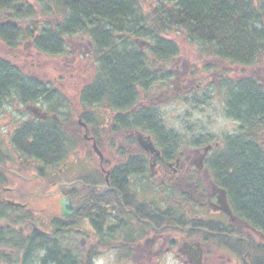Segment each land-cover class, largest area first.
<instances>
[{
  "label": "trees",
  "instance_id": "1",
  "mask_svg": "<svg viewBox=\"0 0 264 264\" xmlns=\"http://www.w3.org/2000/svg\"><path fill=\"white\" fill-rule=\"evenodd\" d=\"M35 1L42 5L43 14L55 16L54 23L46 20L38 31H34L29 24L24 29L19 25L0 24V112L14 98H19L21 103L41 101L51 108L57 103L67 106L72 102L80 109L73 107L71 110L69 107L71 111L59 110L57 120L47 117L23 122L10 137L12 147L24 159L59 166L71 149L69 144L75 140V136H69L65 124L70 122V117H77L88 124L86 133L92 135L103 149L102 137L91 132L94 129L93 111L88 109L105 102L110 114V131L117 134L116 137L126 139L125 144H116L110 138L109 145H117V153L121 157L132 153L135 155L132 154L133 161L129 158L111 169V185L119 189L123 198L118 200L111 189L101 190L93 185L92 188H84L78 182L76 187L80 188L83 196L78 202L74 219L63 222L60 220L64 219L60 217V220L53 221L57 229L52 234L37 235L35 239L20 238L19 244L24 247L26 264H91L92 260L88 257L82 263L80 250L60 242L58 235L77 225L83 217L89 218L91 225L96 227L110 219L109 209L115 208L117 213L123 211L120 200L124 201L125 206L136 209L138 201L144 202V196L136 191L129 179L131 175L144 172L145 166L141 162L143 153L136 148L135 139L128 133L134 129L146 130L154 134L160 144H165L166 150L173 149V141L177 139V152L179 143L185 142L184 134H173L165 127L156 106H138L142 94H148L155 84L167 82L174 75L171 65L180 49L166 34L182 32L188 42L197 48L198 56H213L242 66L255 65L264 60V0ZM18 2L24 5L18 7ZM5 11L13 12L15 16L31 15L33 5L26 0H0V15H4ZM7 14L4 18H9ZM81 33H86L89 38L90 56L97 66L93 79L89 83L74 85L75 95L69 98L55 90L51 84L55 79L46 72L40 73L41 78L33 77L31 70L20 68L14 61L13 55L21 53L17 49L18 41L23 37L30 38L32 46L43 54L59 56L66 51L64 38ZM23 57L27 58L26 55ZM59 67V73L66 76L71 74L70 69L64 70L62 65ZM221 83L226 89L224 112L238 126L234 132L223 134L221 143L216 142L217 146L215 143L208 151V154L214 149L217 152L207 157V168L212 172L216 184L227 191L233 213L264 235V83L254 76L224 79ZM60 89L66 92L64 85ZM205 95L200 98L202 103H205ZM196 138L191 145L212 141L207 137ZM132 149L134 152H128ZM15 165H19L18 170L23 171L22 166L8 153L5 140L0 137V185H12L16 176L8 169H15ZM81 166L85 170L80 172L79 178L86 180V176H92L91 171L86 164ZM35 169L38 174L45 175L41 167L36 166ZM124 177V182H117V179ZM34 180L35 183L20 181L15 185L16 191L7 193L8 197L21 200L29 194L33 195L38 182L37 178ZM131 188L135 189L132 195L136 198L126 199L125 193ZM111 204L114 207H110ZM12 211L25 213L22 208L7 206L0 201V220L8 218ZM26 217L32 218V215L26 212L22 219ZM117 217L119 219L120 214ZM16 220L20 222V219ZM113 223H107L108 234L113 231ZM193 224L207 227L204 221ZM119 226L118 222L117 228ZM234 232L240 233L237 230ZM5 233L4 228H0V243L8 242ZM240 234L250 239L247 254L250 263L264 264V244L259 250L257 242L248 232ZM225 240L234 251L244 252L243 242ZM230 242L239 244V248H233ZM109 245L102 241L103 247ZM0 256L2 259L7 257L2 251Z\"/></svg>",
  "mask_w": 264,
  "mask_h": 264
},
{
  "label": "flooded vegetation",
  "instance_id": "2",
  "mask_svg": "<svg viewBox=\"0 0 264 264\" xmlns=\"http://www.w3.org/2000/svg\"><path fill=\"white\" fill-rule=\"evenodd\" d=\"M47 117L55 118L57 120L60 116L47 112ZM93 120L95 121V118H93ZM69 124H73V122ZM77 126L82 129H79ZM72 127V129H69V127L65 125V129H67L68 134L73 136L77 135L79 137V142L86 144V147L87 145L92 147L93 141L96 142L92 135H88L86 133L89 128L88 124L82 122L81 119L80 122L77 121V123H74ZM136 131H139L142 139L147 142H149L148 137H150L154 145V150L152 152L145 151L136 144L137 149L141 150L143 153V159L141 162L144 164L145 169L143 170V173H136L134 176H148L147 178L150 180L151 185H157V188L155 189L158 194L157 199L155 198L157 201L153 200L151 204L150 201L152 200H149L148 197L144 196L142 199L144 202L138 201L136 209L133 206H125L124 201L120 200L119 204L122 206L123 211L117 213L115 208L109 209V211H111L110 219H106L104 222L97 224L96 227L91 225L89 218H83L77 225L70 227V230L68 231L74 229L75 232L79 234L83 232L80 227L82 224H86L88 228L91 229L89 235L83 234L81 236L82 240L79 242L78 250H80V260L82 263L86 257L93 260L95 252L100 251L103 247L102 241L108 242L111 245L110 237L114 238L117 236H120V238H115L114 241H112L115 242L116 247L126 244L127 250L130 252L133 249H143L145 255L140 252L142 255L141 258L147 264H160V256L163 255V258L167 254H173L177 251V242L180 241L182 242L180 247H178V251L182 252L184 263L190 262L191 264H195L199 259L198 254L200 252V262L202 264L203 261L208 259L207 253L209 250L222 251V253H217L216 257L221 259L223 264H227L232 260V254L236 255L239 253L227 246L226 242H218L216 237L229 238L232 234L244 237L248 241V243L241 239L236 241L240 242V244L241 242L244 243V252L240 254V261L245 263L246 260L248 261L249 259L246 256L245 260L243 256L245 254L246 246H248V248L250 247V239L247 236L240 234L243 231L248 232L253 237L260 250L261 245L264 243V235L261 231L251 229L243 220L234 215L231 207L229 208L231 209L233 221L227 213L218 209L217 188L219 185L216 184L213 179L212 172L207 168L206 161L208 159V152L205 155H202V151L199 149L200 147H193L190 148L193 149L192 153L185 155V157H181V155H177V139L173 141L174 148L166 150V147L164 146L165 144H160L154 134L147 132L146 130L134 129L128 134H131V136L135 139L134 134ZM13 132L14 130L12 129L11 132L7 134L8 141L6 143L10 156L14 158L15 161L19 162L23 171L20 172L18 170L19 165H15V169L9 168L8 170L10 172H13L11 170H14L15 176L17 175L19 177L21 175L22 177L20 176L19 178H22L26 183H35V178L38 179V182H36L37 190L33 192V195L29 194V198L24 201L25 206L22 207V209H24L25 213L21 211H12L11 215L8 216L9 222L2 224L0 220V228H4L6 232V241L12 243V240H15V243L19 244L20 238L35 239L37 234L32 235V225H36L47 231L49 234H52L54 230L57 229V227L53 225V221L60 220V217L64 219L60 220L63 222L74 219L78 202L83 196L80 188L76 187L78 182L83 184L84 188H88L93 185L101 190L111 189L115 191L118 200L119 198L124 197L119 189L111 185V169L120 162L128 160L129 158L133 161L134 157L132 154L122 157L119 163L109 167L105 155L103 159L105 160V165L103 164V160L98 157V166L93 164L92 168H89V171L92 172H90V175L92 176H86V180L78 178L73 180L75 182L74 184H71V181L68 180L70 174L69 164L71 161H77L76 156H78L80 160L88 161L89 159L86 158L89 155V151L86 147L80 149L78 154H76L77 149H74L70 153L69 158L68 155H66L59 166L54 167L43 164V162L36 161L34 159L22 158L10 143V137ZM92 132L95 133V136H100V134L97 133V129H92ZM175 134H177V131ZM99 140H101V138ZM215 146H217V144ZM210 150L211 149H209V151ZM155 151H158L159 155H156ZM34 166L42 167L46 175H40L29 169ZM106 173H108L107 179ZM116 178L118 177L116 176ZM125 179V177L124 179H117V182H124ZM135 188L139 194L144 193L145 191V188L143 191L137 190L139 188L136 186ZM42 189H44L43 192L39 194V191ZM13 190L16 191L15 188H10L9 190L0 189V200L2 201L9 198L7 193H11ZM133 190L135 189L131 188V190H128V192L125 193L126 199L135 197L132 195L134 192ZM35 195L44 199L43 207H33L31 199L32 197H35ZM65 205H68L69 207L64 209ZM72 206H74V210H72L71 213H68V209ZM183 206L184 208H182ZM110 207H114V205L111 204ZM26 212L27 214L32 215V218L26 217L25 219H22ZM140 213L143 214V216ZM66 214H69L68 217H65ZM119 214L120 218L118 219L117 216ZM220 215L224 218V220L219 217ZM42 216L47 217L46 221H35L36 217L40 219ZM16 219H20V222L17 223ZM111 220L114 221V228L111 234H108L107 232L109 226L107 223L112 222ZM177 220H179L178 222L180 223H177ZM198 221L207 222V227L193 224ZM118 222L120 228H117ZM15 225H17V227H15ZM13 228L17 229L15 230ZM12 230H14L17 234L14 238L11 235ZM235 230L240 233L234 232ZM134 234L135 236L138 235L136 236L137 240H133ZM210 237L215 238L212 239ZM124 238L126 241H124ZM117 241H120V244L116 243ZM229 244L233 248L235 247V249L240 246L239 244L234 245L232 242ZM115 246L113 245L112 247ZM2 252H4V250ZM196 252H198V254H196ZM136 253L137 252H131L133 259L136 258ZM225 258H227L226 262L224 261Z\"/></svg>",
  "mask_w": 264,
  "mask_h": 264
},
{
  "label": "rangeland",
  "instance_id": "3",
  "mask_svg": "<svg viewBox=\"0 0 264 264\" xmlns=\"http://www.w3.org/2000/svg\"><path fill=\"white\" fill-rule=\"evenodd\" d=\"M26 2L33 5V12L31 15L15 16L13 12L11 13L13 14L12 18L18 21L21 29H24L30 21L38 22L39 26H42L46 20L54 23L55 16L43 14L41 10L42 5L39 3L37 4L35 0H26ZM7 12L8 11H5L4 15L1 14L0 19L4 20ZM166 36L173 39L180 49L179 54L174 58L173 64L171 65L174 75L167 82L155 84L148 94H142L143 96L140 98L138 106H156L161 113L165 127L168 130H172L173 134H175L176 131L179 135L184 134L185 142L183 144L179 143L178 155L185 157V155L192 153L193 149L190 148L200 147L199 149L202 151L205 145H214L216 142L220 144L223 134L234 132L237 129V122L228 118L224 112L226 89L221 82L224 79L235 80L246 76H254L264 83V60L255 65L242 66L230 63L226 60L214 58L213 56H198L197 48L188 42L182 32L168 33ZM64 40L66 51L59 56H49L36 50L32 46L30 38L23 37L18 41L19 46L17 50L21 53L16 52L17 54L15 53L13 58L20 68L31 70V74L34 75L33 77L39 76L41 78L42 74L40 75V73L46 72L51 78L55 79L54 82L51 83L55 90L59 94L64 95V97L69 98L75 95L74 85L89 83L93 79L97 64L90 56V42L86 33L68 36L64 38ZM23 55H26L27 58H24ZM61 65L65 67L64 70L70 69L71 74L69 73L66 76L59 73V66ZM65 73H68V71ZM43 77L48 78L47 76ZM60 84L61 86H65L66 92L60 89L61 86H58ZM219 84L222 88H220L221 86H219ZM206 93L207 95H205ZM204 95L206 96L205 103H202L200 98L204 97ZM31 105L38 106L44 111H55L57 109L56 114H59V110L61 111L62 109L71 111L73 107L79 108L77 104H72V102L68 103L67 106H64L63 103H57L51 108L47 103L41 101L21 103L19 100L13 99L10 104L0 112V137L5 140V143L6 138H8L7 134L11 132L12 129L15 130V128L23 122L32 120L33 116L28 107ZM88 110L93 111L92 117L95 118L92 127L97 129V133L100 134L104 141L102 145L103 149L101 150L107 158L108 167L114 166L121 161L122 157L117 153V145H109L108 139L112 138L116 144L119 142L125 144L126 139H124V137H116L117 134L110 131L108 127L110 114L105 102L94 105ZM71 118L72 117L69 118V121H72ZM76 119L77 117L73 118V124L76 122ZM73 124L66 122L65 125L69 127V129H72ZM190 134L192 136H190ZM205 136L212 139V141H206L199 145H191L192 140L197 139L196 137L206 138ZM78 138L79 137L75 135V140L69 144L71 148L70 151L77 149L76 154L79 153L80 149L86 147V144L78 142ZM86 148L89 151V155L86 158L89 159L87 164H95L98 166L97 155L91 151L89 145H87ZM128 152L134 151L132 149V151ZM211 152L208 154V157H212L217 151L214 149ZM76 157L79 161L76 163L71 161L69 164L70 170H72L69 171V180L77 178L79 173L85 170L81 165H85L86 162L80 160L78 156ZM86 167H89V165H86ZM147 177L131 175L129 179L133 186L135 185L139 188L137 190L143 191L145 188L144 193H141L143 194L142 196L148 197L149 200H156L158 194L155 189L157 185H151ZM20 181L22 180L15 177L11 186L18 184ZM31 204L35 208L43 207L44 199L41 197H32ZM182 208H184V206ZM219 217L224 220L221 215ZM46 218L47 217L43 216L40 219L36 217L35 221H46ZM1 222L2 224L9 222V218L3 219ZM17 225H15V227H17ZM80 227L83 230L81 234L76 233L74 229L59 234L58 237L60 238V242H63L67 246H71L74 250H78L79 242L82 240L81 236L83 234L89 235L91 232V229H89L86 224H82ZM13 229L16 230L17 228ZM11 232L12 237H16L17 234L14 233L15 231L12 230ZM115 238H120V236L114 238L110 237L111 245L109 247H102L98 255L94 256L92 264H147L141 258L142 255L140 252L145 255L143 249H133L131 251L132 253L137 252L135 254L136 258L133 259L131 252L128 251L129 253H127L126 247L121 249V246H115V242H112ZM12 241V243H0V251L4 250L7 255L4 259L0 256V264H26L24 259V247L20 244H14L16 242L15 240ZM181 242L182 241L177 242V251L173 254H167L163 258V255L160 256V264H191L190 262H183L184 257L178 251ZM116 243H118V241ZM113 245L115 247H112ZM217 253H222V251L208 250V259L203 261L202 264H223L222 260L216 257ZM226 259L227 258L224 259L225 262ZM231 259L232 260L227 264H241L238 256H232Z\"/></svg>",
  "mask_w": 264,
  "mask_h": 264
},
{
  "label": "water",
  "instance_id": "4",
  "mask_svg": "<svg viewBox=\"0 0 264 264\" xmlns=\"http://www.w3.org/2000/svg\"><path fill=\"white\" fill-rule=\"evenodd\" d=\"M16 5L21 7V6L23 5V3L20 2V3H17ZM0 24H1V25H2V24H12V25H14V26L17 25V23H16L15 21H12V20H10V19H7V20H5V21H2V22H0ZM30 25L33 26V29H34V30L37 29V27L34 25V23H33L32 21H30ZM37 110H38V108H36V107L32 108V111H33L36 115H38L39 117H44V115L37 113ZM148 139H149V137H148ZM137 141H138L140 147L143 148L144 150H146V151H150V152H152V151L154 150V149H153L154 146H153V144H152V142H151L150 139H149V142H147V141L142 140V137L137 136ZM93 149H94V151L96 152V154L100 157V159H102V158H103V153H102V151L97 147V145H96L95 142H93ZM206 150H207V148H205V151H206ZM156 154L158 155L159 152L156 151ZM107 176H108V173H106V179H107ZM218 191H219V195H218V203H219V205H218V209L225 211V212L230 216V219L233 221V216H232L231 210H230L229 205H228V203H227V201H226V193H225V190H224V189H218ZM7 203H8L9 205H13V206H17V207H18V206H21L20 203H18V202H14V201H12V200H7ZM68 207H69L68 205H65L64 209H67ZM73 209H74V207L69 208V209H68V213H71ZM68 215H69V214H66V217H68ZM32 233H33L32 235H34V234H41L42 231H40L37 227H33V232H32ZM232 237L235 238V239H240V237H237V236H232ZM196 254H198V252H196ZM196 254H195V255H196ZM198 255H199V259L197 260L196 264H200V263H201V262H200V259H201V257H200V255H201L200 252H199Z\"/></svg>",
  "mask_w": 264,
  "mask_h": 264
},
{
  "label": "bare ground",
  "instance_id": "5",
  "mask_svg": "<svg viewBox=\"0 0 264 264\" xmlns=\"http://www.w3.org/2000/svg\"><path fill=\"white\" fill-rule=\"evenodd\" d=\"M14 99L19 100V98H14ZM175 133H176V132H175ZM177 153H178V152H177ZM178 154H179V153H178ZM178 154H177V155H178Z\"/></svg>",
  "mask_w": 264,
  "mask_h": 264
}]
</instances>
